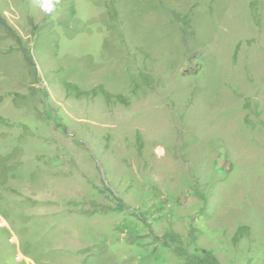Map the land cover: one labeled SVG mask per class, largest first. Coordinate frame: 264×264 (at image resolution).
I'll list each match as a JSON object with an SVG mask.
<instances>
[{"label": "rangeland", "instance_id": "374dc122", "mask_svg": "<svg viewBox=\"0 0 264 264\" xmlns=\"http://www.w3.org/2000/svg\"><path fill=\"white\" fill-rule=\"evenodd\" d=\"M0 264H264V0H0Z\"/></svg>", "mask_w": 264, "mask_h": 264}, {"label": "clouds", "instance_id": "9594fccd", "mask_svg": "<svg viewBox=\"0 0 264 264\" xmlns=\"http://www.w3.org/2000/svg\"><path fill=\"white\" fill-rule=\"evenodd\" d=\"M59 0H38V6L45 13H52Z\"/></svg>", "mask_w": 264, "mask_h": 264}]
</instances>
